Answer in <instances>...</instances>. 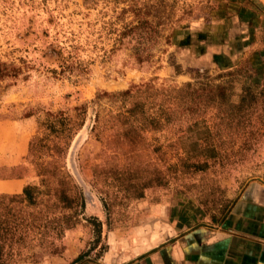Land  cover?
<instances>
[{
    "label": "rangeland",
    "instance_id": "rangeland-1",
    "mask_svg": "<svg viewBox=\"0 0 264 264\" xmlns=\"http://www.w3.org/2000/svg\"><path fill=\"white\" fill-rule=\"evenodd\" d=\"M0 62L16 72L0 81V121L18 122L29 138L22 163L0 177L32 188L25 210L42 219L33 230L45 232L8 264H60L77 254L98 262L112 239L124 240L160 206L212 227L249 185L264 187L261 98L238 111H197L191 119L204 123L188 131L178 113L160 132V89L221 84L224 65L264 88L260 0H0ZM241 81L228 103L239 102ZM180 146L189 157L204 147L217 155L194 171L205 157H179ZM65 197L78 206L65 208Z\"/></svg>",
    "mask_w": 264,
    "mask_h": 264
},
{
    "label": "crops",
    "instance_id": "crops-1",
    "mask_svg": "<svg viewBox=\"0 0 264 264\" xmlns=\"http://www.w3.org/2000/svg\"><path fill=\"white\" fill-rule=\"evenodd\" d=\"M28 139L18 122L0 121V169L22 163ZM24 183L0 177V195L20 194ZM198 223L170 217L160 206L155 218L123 235L124 240L112 239L107 253L89 264H264L263 186L249 185L220 225ZM77 255L58 263L69 264Z\"/></svg>",
    "mask_w": 264,
    "mask_h": 264
},
{
    "label": "trees",
    "instance_id": "trees-1",
    "mask_svg": "<svg viewBox=\"0 0 264 264\" xmlns=\"http://www.w3.org/2000/svg\"><path fill=\"white\" fill-rule=\"evenodd\" d=\"M216 62L219 63L218 61ZM224 66H222V73L217 76L220 79L226 78V81L221 84H214L210 80H202L187 82L180 87L169 86L160 89V132L167 129L169 126L171 127L175 125V122L178 120V118L176 120V114L178 113L186 119L187 131L197 124L204 123L203 120H200V123L197 122V120H192L191 115H195L197 111L204 113L205 109L211 105H216L217 108H221L223 105L229 106L238 111L243 107L245 102H247L246 107H249V102H254L261 98L262 111L264 112V88L258 91L256 86L251 84L249 81L251 74L248 71L232 69L233 66L230 65ZM15 73L14 69L9 68L5 63L0 62V81L9 77H15ZM238 77L243 78L240 88V100L237 104H231L228 103V98L231 95L228 93H232V82H235V80L239 81L240 78ZM130 95L131 93L129 91L120 94V96ZM138 106L139 105L137 104L136 107ZM98 119L99 116L96 115L94 122L97 123ZM93 128H95V126ZM207 130L208 129H206V131ZM167 148L170 149L171 145L164 146V148L163 146H160V154L165 155V149ZM184 148L183 146H180L181 152L178 154L179 157L182 156L186 159L195 156L205 157L203 161H198L193 164L194 171H205L208 167L207 160L214 159L215 155H217L215 148H210V150H208L209 148L204 147L202 149L204 150L203 152L189 157L190 151ZM31 197L32 188L29 186L23 188L21 197L0 196V264H8L12 261L14 256L18 255L17 252L26 248L28 243L33 241L32 239L36 234L41 236L45 234V232L40 233L33 230L37 229V227L34 226L35 222L42 219L33 216L31 212L25 210L34 204ZM14 198L21 199V202L19 203H23V209L15 208L12 205V203H14ZM65 198L64 201L67 203L65 208L73 209V207L78 206V202L75 198ZM79 205L82 206V200ZM229 210H226L221 219L213 217V221L216 224H221L230 212ZM62 219L68 222L70 217L63 216ZM43 228H45L44 225ZM96 228L97 235L100 238L101 225L97 223ZM84 256L85 254L78 255L69 264H89L83 261Z\"/></svg>",
    "mask_w": 264,
    "mask_h": 264
}]
</instances>
